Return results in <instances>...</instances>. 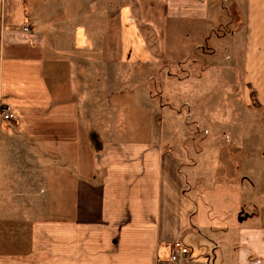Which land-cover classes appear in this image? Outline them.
<instances>
[{
  "label": "crops",
  "instance_id": "obj_1",
  "mask_svg": "<svg viewBox=\"0 0 264 264\" xmlns=\"http://www.w3.org/2000/svg\"><path fill=\"white\" fill-rule=\"evenodd\" d=\"M178 48L198 80L237 85L245 112L227 122L261 141L236 168L245 194L214 195L245 211L201 209L190 134L172 141L156 96L88 82ZM175 242L181 264H264V0H0V264H175Z\"/></svg>",
  "mask_w": 264,
  "mask_h": 264
},
{
  "label": "rangeland",
  "instance_id": "obj_2",
  "mask_svg": "<svg viewBox=\"0 0 264 264\" xmlns=\"http://www.w3.org/2000/svg\"><path fill=\"white\" fill-rule=\"evenodd\" d=\"M175 45H178V43H175ZM114 53H111L110 56H113ZM181 53L180 48H178L172 56L159 55L158 63L154 65L150 66L147 63L135 68L130 66L118 67L108 74L107 79L104 77L101 82H96L93 77L88 82L90 86H121L120 79H122L125 83L124 86H140L143 91L151 92L156 96L157 101L163 105L170 116L167 125L164 122L160 124L163 125V129L173 134L172 141L186 135V132L190 134L188 140L192 158V164L189 168L190 179L195 185L192 188L194 196L200 200L202 199V202L204 200L203 203L201 202V207H203L201 209L207 213L217 212L219 214L230 210H232V213L239 209L245 211L249 204L242 202L223 204L213 201L215 198L217 199L216 195L229 197L235 194V192L230 191V185H233L234 190H238L237 195L245 194L246 188L240 186V180L249 178L247 174L251 171L246 172V170L236 168L240 159L244 158V151L251 150L253 146L263 150L261 141L257 139L256 142L258 143L254 142L252 144V141L245 139L246 130H244V127L246 124L227 122L232 115H244L245 112L241 94H235L231 98L230 86L237 85L230 84L228 82L229 78L221 74H207L202 80H198V72H201L203 64L197 61V58L187 61V59L181 57ZM110 59L112 60L113 57H110ZM188 72L192 74L188 75ZM197 86H200L198 95L197 88H195ZM191 89H195L194 92H190ZM253 113L260 114L257 111ZM249 114H251V111H249ZM202 118L206 119V123L199 122ZM218 127L223 132L228 130V136L218 139ZM208 129L209 131H217V134L215 135L213 132L207 134ZM210 149L212 151L205 158L203 155L198 158V153L204 151L208 153ZM214 149H216V157L213 154ZM253 153L256 157L255 165L261 166L263 157L261 151L254 149ZM260 170L261 167L255 172L258 176L253 174L254 179L260 177ZM220 179L222 182L225 181L226 186H222L221 193H218L214 183ZM240 190H242V194ZM213 218L212 216L210 221L214 223L215 218ZM219 222L228 223V220L222 218L219 219Z\"/></svg>",
  "mask_w": 264,
  "mask_h": 264
},
{
  "label": "built area",
  "instance_id": "obj_3",
  "mask_svg": "<svg viewBox=\"0 0 264 264\" xmlns=\"http://www.w3.org/2000/svg\"><path fill=\"white\" fill-rule=\"evenodd\" d=\"M24 31H29L28 27L24 28ZM14 112L12 111L11 107L7 106L2 109L1 116L4 120H11L14 118ZM190 254V248L182 245L180 242H175L174 244V253L171 257L172 261L175 264H181L185 257H188Z\"/></svg>",
  "mask_w": 264,
  "mask_h": 264
},
{
  "label": "trees",
  "instance_id": "obj_4",
  "mask_svg": "<svg viewBox=\"0 0 264 264\" xmlns=\"http://www.w3.org/2000/svg\"><path fill=\"white\" fill-rule=\"evenodd\" d=\"M253 99H255V92H253ZM254 104L256 105V102Z\"/></svg>",
  "mask_w": 264,
  "mask_h": 264
}]
</instances>
